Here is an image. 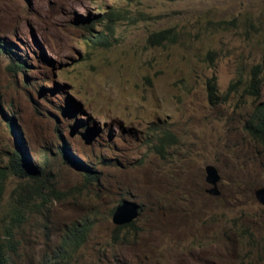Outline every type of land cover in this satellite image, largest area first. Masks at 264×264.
Segmentation results:
<instances>
[{"label": "rangeland", "instance_id": "374dc122", "mask_svg": "<svg viewBox=\"0 0 264 264\" xmlns=\"http://www.w3.org/2000/svg\"><path fill=\"white\" fill-rule=\"evenodd\" d=\"M98 11L129 16L82 24ZM163 28L176 40L150 45ZM0 44L8 264H42L82 225L86 239L68 264H264V205L254 194L264 146L243 128L256 103L252 76L264 96V0H0ZM13 130L42 186L1 175L17 148ZM207 164L220 176L217 195L206 191ZM46 186L56 192L45 200ZM125 200L138 207L126 228L111 220ZM15 203L21 222L9 215Z\"/></svg>", "mask_w": 264, "mask_h": 264}, {"label": "trees", "instance_id": "16d2710c", "mask_svg": "<svg viewBox=\"0 0 264 264\" xmlns=\"http://www.w3.org/2000/svg\"><path fill=\"white\" fill-rule=\"evenodd\" d=\"M98 13H102V15H97L95 18L89 19L87 22L85 20L82 24H92L94 22H102L108 21L113 22L114 20H121L127 18L129 14L123 13H111L106 11H98ZM106 16V17H104ZM105 35L95 34L93 40L95 43H103L105 41ZM176 40V34L174 33L172 28H163L158 31H153L148 35V43L150 45H162L166 42H174ZM5 47L0 44V52H6ZM10 51V49H8ZM18 67L22 69V65L19 62L16 64ZM261 84L257 77L252 76L249 80L247 86V93L252 97L256 98V103L249 113L247 119L244 122L243 128L250 135L251 138L258 141L262 146H264V96L260 95ZM207 93L209 100L217 98L216 95V83L215 77L211 76L207 81ZM65 109V108H63ZM84 126H82L83 128ZM87 131L90 128H86ZM13 134L15 137V141L17 144V148L13 150V153L10 158V166L5 167L6 169H2L1 175H6L9 172L14 174H18L19 176H26L33 178L36 183L42 186L45 182L43 179V172L36 166H34L30 160L25 155L23 150L22 139L17 133L16 130H13ZM86 136V134H84ZM87 137V136H86ZM61 153H68L70 156L71 162L75 165L78 170H81L84 174V177L89 179L92 177L88 173L87 165L81 162L79 159L74 158L71 153L64 147L61 149ZM8 170V171H7ZM35 172V173H33ZM3 188V181L0 179V197ZM22 191V190H21ZM18 192V194L21 193ZM56 192L52 187L46 186L42 187L40 191V196L45 199L49 194ZM46 200V199H45ZM113 212V211H112ZM12 221L18 220L19 222L24 220V214L16 203L12 206L11 211L9 213ZM133 221L130 223L122 224L119 227H132ZM118 227V228H119ZM74 232L69 231L68 234H65L59 245L57 246L56 251L51 254L48 258L44 260L42 264H68V262L73 258L75 251L79 248V246L85 241L88 228L87 225H82L80 228H76V226H72ZM14 236L12 234H8L7 236L0 239V264H8L10 260L9 252L14 250Z\"/></svg>", "mask_w": 264, "mask_h": 264}, {"label": "water", "instance_id": "95a60500", "mask_svg": "<svg viewBox=\"0 0 264 264\" xmlns=\"http://www.w3.org/2000/svg\"><path fill=\"white\" fill-rule=\"evenodd\" d=\"M219 173L217 168L212 164L205 165V181L210 184V188L207 189V193L212 195L219 194L217 183L219 181ZM255 197L264 205V185L258 187L255 192ZM138 215L137 205L129 201H123L115 206L111 220L116 225H122L131 222Z\"/></svg>", "mask_w": 264, "mask_h": 264}, {"label": "clouds", "instance_id": "9594fccd", "mask_svg": "<svg viewBox=\"0 0 264 264\" xmlns=\"http://www.w3.org/2000/svg\"><path fill=\"white\" fill-rule=\"evenodd\" d=\"M125 201H126V200H125ZM122 202H123V201H122ZM122 202H121V203H122ZM129 202H130V201H129ZM119 204H120V203H119ZM133 204H134V203H133ZM137 209H138V207H137ZM113 210H114V209H113ZM133 220H134V219H133ZM133 220H132V221H133ZM132 221H131V222H132ZM129 223H130V222H129Z\"/></svg>", "mask_w": 264, "mask_h": 264}]
</instances>
